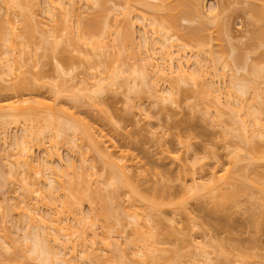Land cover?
<instances>
[{
	"label": "bare ground",
	"instance_id": "6f19581e",
	"mask_svg": "<svg viewBox=\"0 0 264 264\" xmlns=\"http://www.w3.org/2000/svg\"><path fill=\"white\" fill-rule=\"evenodd\" d=\"M104 1L106 2L107 0ZM104 1L85 0V6L89 7L91 10V16L89 18L86 17L87 20L82 17L80 8L75 6V0H46L44 7L42 6V14L49 16L51 25H45L41 19L38 18L37 13L34 12V8L36 9V6L39 8V5H41L38 0H0V11L2 12H0V74L2 76H16V72H18L21 67V64L16 62V58L19 55L25 54L24 45L27 47H29V45L33 46L31 43L33 41L36 42L35 36L43 37L42 35H46L51 38L49 42L50 47L52 46L54 49V47L57 48L62 45L66 52H76L79 63L85 65L86 70L95 69L98 72V74H93L94 76L91 73H86L84 78L81 81L79 80V82L73 80L75 77L69 75L68 77L71 76V78L67 77L69 82L73 80L72 82L74 84L79 83V85L72 84V88L77 86L75 89L77 93L79 92V94L75 93L76 95L71 94L72 96L78 97L79 95L85 98L86 103L97 108L95 102H93L95 99L94 97H97L96 95L104 94L115 85H121V87L124 86V88L126 87V89H128H125L127 93H146L152 99V103L155 102L153 104H159V102L163 103L166 102V100L169 101L171 94L169 98L166 97L167 99L163 93L160 94L156 88V81L159 77H162V80L163 77H165V79L169 77V83L171 80L174 85L173 89H180L183 84L187 85L188 83L190 89H192H189V91H191L193 95H198V101L203 104V110L200 115H202L204 119L210 118L211 116L208 113V109L212 107L213 116L211 123L216 127L222 128L223 139L235 141H231L232 143L230 142L231 149L226 154L228 158L226 167L219 170L213 168L207 174L208 176L206 175L205 179H202L200 178L201 176L199 177L196 175V169H194L195 164L186 165L184 162L179 170L183 173L182 177L180 175L176 176L179 190L177 195H173L170 180L165 177V179L160 178L159 182L163 184L161 189L155 192L156 195L145 197L135 184L136 180L134 176L130 173L131 167L136 165L137 161H134L127 152L119 151L112 143L110 137L103 133L102 130L100 131L98 129V131L95 127L87 123L76 125L71 123V121L69 122L66 120L68 121L66 122L65 119L63 120L60 115L61 113L66 115L67 112L59 107V103H57L55 99L47 101L41 98L42 100L33 99L32 101V99L17 96L10 102L0 104L2 105L0 106V122L2 123V127L3 125L8 126V124L14 123L21 125V135L15 137L14 143H12L15 150L14 154L17 153L11 155L12 159L10 154H5V160H2V168H4V161H8L10 166H8L9 168L6 172L10 174L12 178H17L16 180H18L19 182H17L20 184L18 186L24 190L23 193H33L34 196V201L33 199L31 201V198L28 201L20 199V201L16 203L18 207L16 213H20L19 216L22 218V221L25 219L23 222L26 223V229H22V231L26 230V232H24L25 235L23 234L22 236L24 238L23 243L26 242V245L24 244L26 247L24 248V246H22L21 250H19V259H26L25 253L29 250L28 254H30V257L26 253L29 257L26 260L35 258L34 261H38L36 264L40 262V264H43V262H46L45 264H81L82 260H85L89 264H100L98 263L100 260L97 257L99 255L95 253L96 251L93 248L95 243L94 239H96L98 234L95 233V224H93L92 221H102L105 223L104 226L101 227V236L99 235L97 238V241L100 238L99 244L101 248H103L102 250L108 251L109 247L118 245L116 239H112L119 235L114 236L111 231L112 228L121 224L125 227H130L131 231L129 237L123 242V247L121 246L117 251L115 249L116 247H114V254L119 256L114 257V254L113 256L110 255L104 261V264H123L126 260H129L130 264H209V262L211 263L212 261L214 262L211 264H228L229 261L231 262H229V264H261L259 261L260 254L258 249L249 253L251 254L250 256L237 254L232 257L230 253L225 252L222 246L217 243L218 245L214 246V259L211 260L209 251L201 247L202 245L199 244V242L196 244L192 243L194 240H191L192 242L190 241L192 250L188 248V253L185 251L186 255L182 254L179 259L165 256L169 251L168 248L165 247L166 240L174 233V228L171 224L173 221L166 219L165 216L166 213L172 216H189L188 206L190 202L200 203L207 201L214 209H218L230 204L236 205V199L238 197H244L247 199H256L255 201L258 202L257 210H262H260V213L258 211L256 212L258 214H256L254 218L255 228L259 227L258 224L262 223L261 221L264 215V124H262L263 121L261 117H263L264 110L261 109L262 105H259V103L257 104V101H260V99L263 100L262 95L264 94V87H258V83L260 84L262 81L264 83V74L262 73L261 75L262 69L260 68L259 72H254L256 70L253 68L250 69L252 66L243 60L241 62L244 64L239 66L240 61L238 62V60L240 59L233 57V64L235 68L237 66L236 70L248 67L250 71L247 70L249 71L247 73L250 77H248L247 74V77L240 78L241 80L243 79V81L239 80L237 77L228 80L230 83L228 82L227 86H225L227 98L222 101L220 89L214 87L212 82L207 84L204 81V77L206 73H208L204 71V67H208L211 68L213 75L220 76V80H223V84L226 85L227 82L225 80L226 82L224 83L226 72L224 70L225 68L222 67L223 65L219 67L218 71L217 67L219 64L216 66L218 60L215 61L210 57L211 51L209 44L211 43L210 39H207L210 38L209 34L202 35V38H198L189 33V36L186 35V37L184 36L182 38L183 43L179 45L171 44L173 42L170 41L175 39L174 36L177 32V20L178 18L180 19L179 16L189 14V10L191 12L194 11V13L197 12L196 14L198 16L203 15L201 11L197 9L198 4L195 0L191 2L178 1L179 3L175 0L176 5L173 6L170 5L172 3L170 0H159L158 6L163 12V15L155 17L157 14H154L155 16L153 18L156 19L151 18L152 20L149 19V23H142L139 26L140 34L138 37L141 43L134 41L135 27L132 19L137 18L144 22V18H146L145 15L141 13L135 14V17L131 18L132 3H130V0H121L123 7L119 15H121L122 18H117V16H115L116 14H113L114 9L117 7H109L107 2L105 3ZM254 7L257 6L255 5ZM117 10L118 9L115 11ZM16 11L22 19V23L19 26H16L13 19L10 17L11 14H14ZM260 12L261 11L257 13L260 14ZM110 13L113 15H110ZM252 13L255 14L256 12L253 11ZM211 14L212 13H210V15ZM82 19H86L88 22ZM109 19H112V23ZM48 27H51V29ZM111 27L113 28L112 31L110 30ZM147 28H150L149 30L153 37L147 35L149 32ZM172 33H174V36H172ZM110 36L111 38H109ZM26 39L27 44L23 42V40ZM255 39L259 40V36ZM110 43L112 44L113 52L110 50L108 54L107 51L110 47ZM186 46L196 50L194 56H192V51L189 52L190 57L194 60L192 65L189 63L187 58L188 55L186 56ZM134 49H138L139 52L137 53ZM126 50H133L129 58L137 56L138 64H126L127 61L122 57V51ZM140 51L141 54L143 52L145 56H141ZM202 52H207L209 54L208 58L206 57L205 59L211 62L210 65L207 63L206 65H202L205 61L201 62V60L198 59L199 54ZM158 55H160V57ZM157 58L158 60L160 58L161 61L159 65L156 63L158 62V60H156ZM17 64H19V66ZM192 66H194V68L189 70ZM57 69L59 74L62 73L65 75L67 72V70L63 69L61 66H58ZM251 71L253 72L251 73ZM254 73H258L257 75H260L258 76L259 78H253ZM68 74L69 73H67V75ZM67 80L65 79L63 82H68ZM247 80L248 83H246ZM179 85H181L179 88L176 87ZM78 86H80V88ZM229 88H233L234 91L232 92V89L230 90ZM242 96L244 98H242ZM206 97H210V100L204 102ZM174 99L172 100L174 101ZM172 100H170V102H173ZM257 105L261 107H257ZM70 114L72 115V113ZM70 114L68 116H71ZM223 117L228 118V120L230 119L229 124L235 126L234 132L223 128L222 124L224 123L223 120L221 121ZM67 132L71 133L73 138L76 136L87 148L84 147V151H82L83 149H78L79 152L81 151L80 154L77 153L80 164H85L87 159L85 160L84 157H88L89 153H94L99 157V160H103L102 163L105 164L103 165L105 169H103L104 171L107 170L105 173L108 172V180L105 179L107 183L104 185H107V189H110L108 192H105L106 196L104 192H101L102 189L98 187V185L93 184L88 177L89 175L90 177L93 175L95 176L96 172L93 171L92 173L93 166L91 167L92 169H89L91 173H87L88 175L86 174L84 178H79L78 174L73 170L74 165H69L71 166L70 168H72V172L68 171L67 179H64L65 175L57 172L54 167V161L51 158L52 155L55 154V151H57V148L52 154L48 151L46 154L47 157L36 166L34 164L35 162H31V156H28V154H30L28 151L31 147L29 145L31 142H36V145L40 146L44 145V141L47 140L49 150L57 145L58 139H61V141L66 144L70 142L72 145L71 147L75 146L77 143L74 142L75 140H68L69 133L67 134ZM257 139L259 142L263 141L262 144L256 143L255 140ZM178 142L183 143L181 140H178ZM184 143L185 149L188 150L190 148V138L185 140ZM48 148L45 147L44 149L47 150ZM82 155L83 157L81 158ZM163 159L168 160L172 164L177 163L178 167L180 166V160H182L178 154H171L169 152L164 153ZM56 160L58 161V159ZM186 166H188L187 170L185 169ZM28 169H30V171L32 169L34 173L32 171L33 174L26 171ZM2 170L4 169L0 167V178L3 177L4 172H2ZM27 172L29 175L26 177H32L33 175V178L35 179L36 177V180L33 181V178H26L25 173ZM5 175L6 173H4V177ZM155 175L159 176L158 173H155ZM40 183H43V187L47 192V202L43 205L46 207V210L50 211L48 220L40 215V209L37 207L38 198L35 197V194L38 195L42 191L41 188L38 187ZM120 190L130 198L128 200V206L126 209H123L124 211L122 210L123 213L122 211L120 212L121 208H119V203H116V205L114 204V210H110L113 208L110 199L115 200ZM106 198H109L107 201L109 204L111 203L109 206ZM56 201H60L58 210L55 206ZM84 203H86L94 213L97 211L95 215L96 219L94 218L88 222L78 217L80 216V208ZM93 207L97 210H94ZM6 210L7 208L5 211ZM115 210L117 214L116 212H114L115 214L113 213ZM1 216L3 218L4 215L1 214ZM114 216L121 217L122 220L125 221L127 218V221L123 223L124 221H121L120 218L119 223V220L116 221L118 218L116 217L115 220ZM254 216L255 214L253 217ZM2 218L1 221L4 220H2ZM4 218H6V216ZM70 218L77 221L78 227L74 228L67 225L66 221ZM112 219L113 221L111 222ZM258 219L260 220L259 223ZM112 223L115 224L111 225ZM188 228L191 229L192 226ZM48 230H51L50 234L47 232ZM165 230L168 233H166ZM111 234L114 237L111 238ZM74 235L75 238L72 239ZM0 237H2V235ZM3 237L1 238L3 242H1L2 247L0 246V249L3 250L4 253H8L10 251V246L5 245L7 240L4 235ZM111 240L113 242H111ZM27 242L32 243V245L29 244L27 247ZM69 244L70 246H68ZM77 247L80 248L79 251ZM88 249L90 250L88 251ZM110 249L114 251L112 247L109 248L108 253H112ZM116 252L123 253L117 254ZM4 253L2 251L0 252L1 255ZM31 255L34 257L32 256L33 258H31ZM120 255H123L121 258L126 257L127 259H123V261L120 260ZM117 257H119V259H117ZM78 259L79 261H77ZM114 259H117L118 262Z\"/></svg>",
	"mask_w": 264,
	"mask_h": 264
},
{
	"label": "rangeland",
	"instance_id": "374dc122",
	"mask_svg": "<svg viewBox=\"0 0 264 264\" xmlns=\"http://www.w3.org/2000/svg\"><path fill=\"white\" fill-rule=\"evenodd\" d=\"M45 1L46 0H38L41 5H39V8L36 6V9L34 8V12L37 13L38 18H40L45 25H51V19L49 18V16L42 14V6L44 7ZM170 1H172L170 5H176L175 0ZM178 1L191 2L194 0H176V2ZM195 1L198 4L197 9H199V11H201L203 15L198 16L196 14L197 12L194 13V11L191 12L189 10V14L179 16L180 19L178 18L177 20V32H174L176 35L174 36V33H172V36H174L175 39H172L170 41L173 42L171 44L179 45L183 43L182 38L184 36L186 37V35L189 36V33L195 35L194 37L198 38H202L204 35L209 34L210 38L207 39H210L211 43L209 44L211 51L210 57L215 61L218 60L216 63V66L219 64L217 67L218 71L219 67L223 65L222 67L225 68L223 69L226 72V76L224 77L226 79H224V83L226 81L227 82L226 85L223 84V80H220V76L213 75L211 68L208 67H204V71L208 72L204 77V81L207 84L212 82L214 87L219 88L222 101H224L227 98L225 86H227V83L229 82L228 80H231V78L234 79L235 77L241 80L240 78L245 76L247 77V72H249L252 68L256 70L254 72H259L261 68L263 71H261V75L262 73L264 74V0ZM106 2L109 7H117L114 9L113 14H116L115 16L121 19L122 16L119 15L123 7V3L121 2V0H107ZM75 3V6L80 8L82 17L89 18L91 16V10L89 7L85 6V0H75ZM130 3H132L133 5L131 18L135 17V14L140 13L144 14L146 17L144 18V22L137 18L132 19V22L134 23L135 27L134 41L141 43V40L139 41L138 37L140 34L139 26L142 23H149V19L152 20L151 18H153L156 14L157 15L155 17L162 16L163 12L159 9V0H130ZM253 4H255L257 7H254L255 5ZM116 9L118 10L115 11ZM258 10L261 11L260 14H258ZM253 11L256 13H252ZM210 13H212L211 15L213 17L210 15ZM113 14L110 13V15ZM213 14H215L216 16ZM257 14L258 16H260L261 14L262 15L258 17ZM10 17L13 19L16 26L21 25L22 19L18 15L17 11L14 14H11ZM86 19L82 20L85 21ZM87 20L86 22H88ZM109 20H111L110 22L112 23V19ZM49 29H51V27ZM149 29L150 28H147V30ZM110 30L112 31L113 28L111 27ZM147 35L153 37L150 30ZM42 36L43 37L35 36L36 42L33 41L31 43L33 46L29 45V47H27L24 45L25 54L17 56L16 62L21 64V70L19 69V71L15 74L17 77L14 75L2 76L0 74V104L10 102L17 96L32 99V101L33 99L39 100L41 98H44L47 101L55 99L56 102L59 103V107L67 112L66 115L61 113L60 117L63 118V120L65 119V121H71V123H74L76 125L87 123L88 125L95 127L96 130H102L103 133L107 134L110 137L112 143L114 144V146H116L119 151L121 150L123 152H127L133 158L134 161H137V164L131 167L130 173L134 176V179L136 180L135 184L145 197L156 195L155 192H158L163 184L160 183L159 180L160 178L165 179V177L169 178L170 180V186L172 188L173 195H177L179 193V190L178 180L176 181V176L180 175L182 177L183 173L179 170L181 169V165H183L184 162L186 165L192 163L195 164L194 169H196V175L199 177L201 176L200 178L202 179H205L206 175L213 168L219 170L221 168L226 167L228 161L226 154L231 149V141L235 140L230 141L228 139H223V134L221 130L222 128L216 127L213 123H211V119L213 116L212 107L208 109V113L211 116L210 118L204 119L202 115H200L203 110V104L198 101V95H193L192 92L189 91L190 85L188 83L187 85L181 84L182 86H176L178 88L181 86L180 89H173L174 85L172 84L171 80L169 83V77L168 79H165V77H163V80L162 77H159L158 80L156 79V88L158 92L160 94L163 93L165 98H169L170 94L172 96V99L175 98L173 101L170 96V100H172L173 102H170V100H166V102L162 101L163 103L159 102V104H153L155 102L152 103V99L146 93L137 94V92L130 91H128L130 93H127L125 91L126 87L124 88V86L121 87V85H115L104 94L96 95L97 97H94L95 99L93 100V102H95L97 106V108H95L91 104L86 103L85 98H82L79 95L78 97L71 95L77 93V90L75 89L77 86H75V88H72V84L79 85V83L74 84L72 81L75 80L76 82H79V80L81 81L84 78V75L86 73H91L93 75L95 73L98 74V72L95 69L86 70L85 65L79 63L77 59L78 55L76 52H66L63 49L62 45L58 46L57 48L54 47V49L51 46V48L49 46L51 38L46 35ZM257 36H259V40L255 39L257 38ZM109 38H111V36ZM23 42L27 44V39L23 40ZM186 47V56L188 55L187 58L189 60V63L192 65L194 63V60L190 57L189 52L192 51V56H194L196 50L188 46ZM110 50L113 52L111 43L107 51L108 54L110 53ZM134 50H136L137 53L139 52L138 49ZM131 51H122L123 59L127 61V65L138 64L137 56H135L134 58H129ZM140 55L145 56L143 52L141 54V51ZM158 56L160 57V55ZM208 56L209 54L207 52H202L199 54L198 59L201 60V62L205 61V63H202V65H206V63L209 65L211 64L210 61L205 59L206 57L208 58ZM233 57L240 59H237L238 62L240 61L239 66H242L244 64L243 62H241L243 60L252 67L250 69L248 67H244L241 70H236L237 66L235 68V65L233 64ZM156 60H158V58ZM160 62L161 61L159 58L158 62L156 63H158L159 65L161 64ZM19 64L17 65L19 66ZM58 66H61L63 69L67 70L65 75H63L62 73H58ZM192 68H194V66L190 67L189 70H191ZM252 72L253 71H251V73ZM67 73L69 74L67 75ZM257 74L258 73H254L253 78H259L258 76L260 75ZM69 75L75 77H72L73 80L70 82L67 80V77ZM248 77H250L249 74ZM68 78H71V76ZM65 79L68 82L65 81L64 83L63 80ZM241 81H243V79ZM246 83H248V80ZM262 83H258L259 88L264 87V83ZM78 87L80 88V86ZM233 88L229 89H232L233 92ZM77 94H79V92ZM242 98L244 97L242 96ZM262 99L264 100V94L262 95ZM208 100H210V97H206L204 102H207ZM263 100L260 99L261 102L257 101V104L259 103V105H262V107L258 105L257 107H261L262 110H264ZM68 112L72 113L73 116ZM69 114L72 117L68 116ZM262 116V124H264V112ZM76 119L79 121H77ZM222 120L224 123L222 124L223 128L231 132L235 131V126L229 124L230 119L228 120V118L223 117L221 121ZM1 124L2 123L0 122V167L1 169H4L2 170V172L6 173V175L4 177L3 173L2 178L4 179L0 178V181L2 180L0 182V222H2L0 223V236L2 235L3 237L4 235L6 237L7 243L5 245L10 246V249L8 248L10 251L8 253H4V251L0 249V252L2 251L5 254H0V264H36L38 261H34L35 258H33V255H31V258H33L32 260H26L30 257V254H28L29 250L26 251L29 257L24 252L25 258H27L19 259V250H21L22 246H24V248L26 247V242L23 243L24 238L22 237L24 232H26V230L22 231V229H26V223L23 222L25 219L22 221V218L19 216L20 213H16V211L18 210L16 203H18L20 199L28 201L31 198L32 201V199L34 198L33 193H23L24 190H22V188L18 186L20 184L18 183L19 181L16 180L17 178H12L11 175L6 172V170H8L9 168L8 166H10L8 161H4V168H2V160H5L4 157L7 155V153L11 156L15 152L12 143H14L13 141L15 137L21 135V125L14 123L8 124V126L3 125L2 127ZM68 133L69 132H67V134ZM75 137L76 136H74L73 138L71 133L68 134V140H75L74 142L77 143L76 145L78 147L76 145V147H71L72 145L70 144V142L69 144L67 143V145L66 143L62 142L61 139L57 140V145L54 146L51 150H49L48 148L47 140L44 141V145L40 146H37L36 142H31V144H29L31 147L28 151L30 152L28 156H31V162H35L34 164L36 166L39 162L43 161L45 157H47L46 154L48 153V151H50V153L52 154L57 148V151H55V154L52 155L51 158L54 161V167L56 168L57 172L65 175L64 179H67L66 177L68 171L72 172V168H70L71 166L69 165H74L73 170L75 171V173L78 174L79 178H84L87 173H91V171L89 172V169L93 166V169H91L92 173L93 171L96 172L95 176L93 175L92 177H90L89 175L88 177L90 178L91 182H93V184L98 185V187L102 189L101 192H108L110 189H107V185H104L105 183H107L106 180H108V172L105 173L107 170L104 171L105 168L103 165L105 164L102 163L103 160H99V157L96 156L94 153H89V155L86 154L88 155V157L85 155L87 158L84 157L85 160L87 159L86 162L84 161L85 164H80L78 158L79 156L77 153L80 154L81 151L79 152L78 149H83L84 147L86 148V146L82 144V141ZM187 138H190V148L188 150H186L184 147V141L188 140ZM178 140H181L183 143H179ZM2 141L5 146L3 145ZM255 142L258 144H262L263 141L259 142L257 139L255 140ZM45 147H47L48 149H44ZM82 151H84V149ZM165 152H169L171 154L176 155L178 154V156H180V159H182L180 160L181 162L179 161L180 168L178 167V164L176 162L175 163L177 165L174 163L173 165L168 160L163 159ZM82 157L83 155L81 156V158ZM56 159H58L59 162ZM187 167L188 166H186L185 168L186 170ZM26 171L31 172L32 169L31 171L30 169ZM28 172L25 173V177L29 175ZM32 172L34 173V171ZM155 173H158L159 176H156ZM26 178L32 179L33 175L32 177L28 176ZM32 180H36V177ZM38 187H40L42 191L38 195L35 194V197L38 198L37 207L40 209V215H42L46 220H48L50 211L46 210V207L43 205L47 202V192L43 187V183H40ZM117 195V198L115 197L116 201L114 199H110L113 204V208L110 207L112 208L110 210H114V206L116 205V203H119V208H121V212L128 206V200L130 198L126 194H124L122 190H120ZM107 200H109V198H106V201ZM255 200L247 199L244 197H238L236 199V205L230 204L228 206L218 209H214L212 206H210L207 201H203L200 203L190 202L188 206L189 216H172L169 213H166V219H170L173 221L171 224L174 228V233L171 237L166 240L165 247L168 248L170 252L168 251L165 256H170L172 258L179 259L182 254H185V251H187L186 253H188L189 249L192 250V248L190 247V241L194 240L196 242H191L195 244L199 242V244L202 245H200L201 247H204L206 250L209 251V257L211 260H213L215 256L214 246L218 245L217 243H219L222 246V249L225 252L230 253L232 257L237 254H245L246 256H250L251 254L249 253H251L255 249H258V252L260 254L259 261L261 264H264V215L262 214V223L258 224L259 227H256L258 228L256 229L254 224V218L256 217V214H258L256 212L258 211L260 213V210L262 209L257 210L258 202ZM59 204L60 201L55 202L57 210L59 209ZM107 204L109 206L111 203L109 204L108 202ZM6 208L7 210L5 211ZM80 209V216L78 217H80L84 221L89 222L90 220H93L96 217L95 215L97 214V211L96 213H94V211L90 209V207L86 203L82 204ZM93 209L97 210L94 207ZM114 212H116V210L113 211V213ZM1 214L4 215L3 218ZM254 214L255 216L253 217ZM5 216L6 218H4ZM1 218L2 220L4 219L5 222L4 220L1 221ZM117 218L118 219L116 221H118L121 217ZM112 221L113 219L111 220V222ZM121 221H124L123 223H125L127 221V218L126 221L122 220L121 218ZM92 222L93 224H95V233L98 234L96 239H94L95 243L93 245V248L96 251L95 253L100 256V258L99 256H97L100 260L98 263L104 264V261L110 255L113 256V254L115 253V249L117 251V249L121 248L123 242L126 241L125 239L129 237V234L131 232L130 227H125L124 225L119 224L118 226L115 225L116 227L112 228V234L114 236L119 235L118 237L116 236V238L112 239H116L118 245L112 246L110 244L113 249L114 247L116 248L114 249V251L110 249L112 253H108L109 248L112 247H109L108 251L102 250L103 248H101V245L99 244L100 238L97 241L98 236H101V227L104 226L105 222ZM118 222L120 223V220ZM259 222L260 220L258 221V223ZM66 223L68 226H72L74 228L78 227L77 221L72 220L71 218L66 221ZM114 224L112 223L111 225ZM189 226H192V228L189 229ZM47 232L50 234L51 230H48ZM165 232L168 233L166 230ZM112 234L111 238L114 237ZM2 237H0L1 247V242H3L2 240L4 239V237L3 239H1ZM73 238H75V235L72 236V239ZM112 240L111 242H113ZM29 244L32 245V243L27 242V247L29 246ZM68 246H70V244ZM77 250L79 251L80 248L77 247ZM89 250L90 249H88V251ZM121 253L123 252H118L117 254ZM77 254L79 253L77 252ZM116 256L119 255L114 254V257ZM122 256L123 255H120V260L123 261V259H127L126 257L121 258ZM79 259L77 261H79ZM117 259H119V257H117ZM117 259L114 260L117 261ZM213 262L214 261H212L211 263ZM45 263L46 262H43V264ZM211 263L209 262V264ZM81 264L89 263H87L85 260H82ZM123 264H130V261L126 260L125 263L123 262Z\"/></svg>",
	"mask_w": 264,
	"mask_h": 264
}]
</instances>
